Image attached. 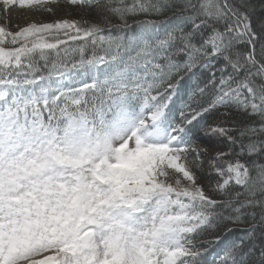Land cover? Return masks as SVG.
Instances as JSON below:
<instances>
[{
	"label": "snow or ice",
	"instance_id": "6c2138e0",
	"mask_svg": "<svg viewBox=\"0 0 264 264\" xmlns=\"http://www.w3.org/2000/svg\"><path fill=\"white\" fill-rule=\"evenodd\" d=\"M0 20V264H264V0Z\"/></svg>",
	"mask_w": 264,
	"mask_h": 264
},
{
	"label": "rangeland",
	"instance_id": "374dc122",
	"mask_svg": "<svg viewBox=\"0 0 264 264\" xmlns=\"http://www.w3.org/2000/svg\"><path fill=\"white\" fill-rule=\"evenodd\" d=\"M52 17H48L47 15H32L28 12L27 9H20L18 6L16 8V11L12 14L11 21H10V27L13 31L18 30L17 25L23 26L26 23H29L33 20L35 21H43V22H49ZM0 23H3L2 20H0Z\"/></svg>",
	"mask_w": 264,
	"mask_h": 264
},
{
	"label": "trees",
	"instance_id": "16d2710c",
	"mask_svg": "<svg viewBox=\"0 0 264 264\" xmlns=\"http://www.w3.org/2000/svg\"><path fill=\"white\" fill-rule=\"evenodd\" d=\"M46 74V73H45ZM188 90V84L187 82H181V88L179 90V94L174 97V103L172 105L173 111L178 115V110L183 106V100L186 99L185 93ZM243 227V226H241ZM240 229H236V234H239ZM208 239H211L209 236ZM218 247L213 246L209 249V252L206 256V259L210 262L213 256L215 255L216 251H218Z\"/></svg>",
	"mask_w": 264,
	"mask_h": 264
}]
</instances>
